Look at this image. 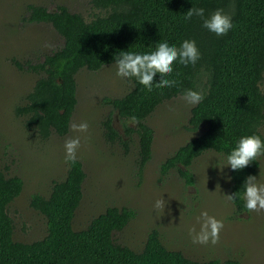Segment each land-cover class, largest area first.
Masks as SVG:
<instances>
[{"label": "trees", "instance_id": "trees-1", "mask_svg": "<svg viewBox=\"0 0 264 264\" xmlns=\"http://www.w3.org/2000/svg\"><path fill=\"white\" fill-rule=\"evenodd\" d=\"M97 12L87 19L82 13L58 4L54 10L44 5L29 4L27 21L46 23L61 37V44L44 55L43 61L27 64L26 69L39 76L26 95V102L15 112L24 117L26 128L41 139L51 135L65 136L77 105L76 74L85 68L96 72L115 64L121 51L147 53L160 42L179 45L195 40L201 58L193 66L174 62L173 72L165 77L175 79L171 88L152 91L127 78L132 87L117 98L103 102L117 112L126 136L138 138L136 165L139 172L151 158L153 129L145 119L163 101L183 96L186 89L200 92L204 99L191 108L188 129H205L179 146L159 165L161 176L175 171L185 185L194 183L192 162L208 150L225 158L236 142L247 135H259L264 123V0H88ZM204 8L205 16L223 9L233 27L217 36L202 27L199 17L183 19L191 7ZM16 65L24 69L23 65ZM160 75L154 77L158 83ZM137 118L136 128L127 125ZM104 138L120 142L122 138L112 123V111L101 121ZM258 158L241 170L229 166V195L237 213L247 211L242 199L243 183L255 176ZM86 174L82 163H67L64 178L53 182L48 196L31 195L30 206L46 221V234L32 242L13 240V220L8 205L20 194L23 181L7 176L0 166V264H239L235 259L194 260L181 251L166 248L156 229L147 234L141 250L135 251L118 243L113 234L121 231L134 217L128 207H107L87 226L74 230L72 220L82 199Z\"/></svg>", "mask_w": 264, "mask_h": 264}, {"label": "rangeland", "instance_id": "rangeland-1", "mask_svg": "<svg viewBox=\"0 0 264 264\" xmlns=\"http://www.w3.org/2000/svg\"><path fill=\"white\" fill-rule=\"evenodd\" d=\"M29 4L44 5L51 11L63 4L87 19L97 12L88 0H0V166L7 176H19L23 181L20 194L8 205L13 240L32 242L46 234L45 218L30 206V197L34 193L48 196L53 182L64 178V142L79 136L77 159L86 177L72 220L74 230L85 228L107 207H128L135 215L113 237L135 251L141 250L149 231L156 229L166 248L194 260L235 259L239 264H264V210L235 211L227 198L230 176L223 154L208 150L197 157L190 166L192 185H185L175 171L165 176L159 173V165L166 157L205 129V125L196 131L188 129L194 105L186 103L182 96L161 102L145 119L154 137L151 158L140 172L136 165V134L126 136L117 112L103 102V98L120 97L132 87L130 80L116 75L115 64L96 72L85 68L77 72V105L65 136L53 134L41 139L25 127L24 117L17 115L15 108L26 102L39 76L26 66L42 62L44 55L62 42L51 25L26 20ZM16 62L25 68H19ZM260 86L264 92V74ZM109 111L114 128L128 140L126 149L120 142L104 138L101 121ZM80 122H87V132L72 131L71 124ZM127 125L136 128L130 120ZM260 132L264 136V123ZM258 161L255 177L264 183V155ZM160 199L165 202L164 210L154 207ZM204 211L224 224L215 245L193 243L190 235L193 227L199 231L198 218Z\"/></svg>", "mask_w": 264, "mask_h": 264}, {"label": "clouds", "instance_id": "clouds-1", "mask_svg": "<svg viewBox=\"0 0 264 264\" xmlns=\"http://www.w3.org/2000/svg\"><path fill=\"white\" fill-rule=\"evenodd\" d=\"M199 17L202 21V27L216 34L217 36L226 35L233 27L232 19L224 13L223 9H216L205 16L204 8L192 6L188 10L183 19L187 22L193 17ZM201 58L199 49L195 40L185 39L177 47L169 45L167 42H160L156 45L154 51L147 53H137L132 51H121L115 57L116 75L121 78H135L139 84L152 91L153 84L157 89L171 88L177 84L175 79H167L173 72V64L179 61L180 64L188 66L195 65ZM159 74L160 80L154 83V77ZM182 98L190 105L199 104L203 99V95L192 89H186ZM137 118L130 117V123L135 124ZM87 122L72 123L71 129L74 132L84 133L88 130ZM81 146L79 136L70 137L64 142L65 162L75 164L77 159V151ZM264 155V141L259 135L242 136L236 146L230 151L226 157V166L234 171L246 168L250 162L255 161L259 156ZM242 199L245 201V207L249 212H260L264 210V183L258 182L255 176L249 175L243 183ZM237 193L227 196L228 200L234 201ZM154 207L163 209L165 202L163 199L157 200ZM200 229L197 232L195 227L191 228L193 243L207 245L209 242L215 245L219 242L220 231L224 227L223 221L218 220L214 216H210L207 211L201 213L198 218Z\"/></svg>", "mask_w": 264, "mask_h": 264}]
</instances>
